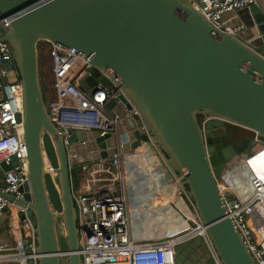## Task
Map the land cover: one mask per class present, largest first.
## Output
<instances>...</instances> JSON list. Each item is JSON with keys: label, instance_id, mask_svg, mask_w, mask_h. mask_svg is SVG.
<instances>
[{"label": "water", "instance_id": "water-1", "mask_svg": "<svg viewBox=\"0 0 264 264\" xmlns=\"http://www.w3.org/2000/svg\"><path fill=\"white\" fill-rule=\"evenodd\" d=\"M243 8L255 25L253 43L215 26L191 0H0V41L12 57L11 66L0 63V98L11 96L7 71L14 69L28 169L19 196L0 188L14 203L0 212V255L18 252L10 223L28 219L37 258L26 264H82L77 169L108 160L118 145L128 153L147 139L167 176L185 189L187 209L205 226L220 263L257 264L217 185L225 161L241 147L223 136L215 153L220 138H213L226 120L264 141V0ZM40 42L74 48L88 60L91 74L81 90L98 83L119 88L121 102L106 104L119 118L118 133L60 132L40 83ZM10 161L18 165L15 156Z\"/></svg>", "mask_w": 264, "mask_h": 264}, {"label": "built area", "instance_id": "built-area-1", "mask_svg": "<svg viewBox=\"0 0 264 264\" xmlns=\"http://www.w3.org/2000/svg\"><path fill=\"white\" fill-rule=\"evenodd\" d=\"M257 1L191 0L193 6L215 26L235 35L244 26L227 25L223 19L224 15ZM48 55L51 60L53 94L46 101V106L60 132L65 137L76 130H91L101 136L118 133L119 118L106 104L111 100H115L116 104L121 102L118 98L119 88L114 84L98 83L89 91H83L80 89V81L91 74L88 60L74 48L59 44H48ZM0 63L12 65L11 54L1 41ZM8 89L11 96L3 100L0 98V188L19 196L18 188L27 179L28 172L22 127L16 120V113L22 112L20 79L15 76L14 80L9 82ZM221 121L224 125H232L256 140L254 145H241L240 141H234L246 154L236 163L234 159L237 157H234V154L225 161L224 168L217 178V185L226 207V215L232 219L256 263L264 264V175L257 174V171L264 168V141L258 139L253 130L226 120ZM120 147L118 145L117 153L109 158L117 165L118 184H101L102 179L98 174L103 169L99 162L104 160L94 164L97 171L93 175L84 173L85 169L91 168L90 165L83 164L77 169L80 172L83 170L81 173L84 174L82 176L86 185L74 195L79 229L77 252L82 256V264H175L177 253L188 250L193 243L199 246L200 250L196 252L198 258L207 255L212 258L213 263L221 264L205 226L195 212H183L174 229L166 231L161 237L147 239L133 234L128 214L127 192L120 184L121 159L126 154ZM12 156L17 158V166L11 165ZM260 156H263L262 162ZM79 179L78 185L83 184ZM92 184H96V187ZM113 185L114 187H111ZM226 194L230 196L227 197ZM4 206L12 207L14 203L0 196V212ZM11 223L9 233L18 252L1 254L0 264H26L28 259L35 262L37 254L34 251L33 226L28 219L17 221L14 225ZM18 230V237L14 238V231ZM24 241H27V245ZM25 247L30 248L31 252H25ZM201 247L207 248L204 255Z\"/></svg>", "mask_w": 264, "mask_h": 264}, {"label": "rangeland", "instance_id": "rangeland-1", "mask_svg": "<svg viewBox=\"0 0 264 264\" xmlns=\"http://www.w3.org/2000/svg\"><path fill=\"white\" fill-rule=\"evenodd\" d=\"M38 46H39V72L41 71L40 83L41 85H43V89L45 88L47 90L45 92L44 89L45 99L47 101L49 98H51L49 97L50 94L53 93V88H52L53 79L50 73L51 60L48 55V44L46 42H40ZM7 76L9 81H13L15 78L14 71L8 70ZM137 165H141L142 170L137 169L138 167ZM129 167L131 169H129ZM146 169L147 168L144 163L132 164L129 162H124L120 166V176H121L120 184L127 192L128 200L133 210L132 222L137 227V229L142 230V232H145L148 229H156L157 226L156 224L158 223L159 231L161 233H165L166 231L173 229V206L172 208H169L167 207L166 204L164 205V208L161 207L165 203L164 200H161L163 201L161 202V205L154 204L153 201L154 199H152V196H156L160 191L161 195L164 196L166 195L164 197L165 200L166 198H172L170 194L168 195L169 185L165 184L164 182H161V179H159L157 176L156 178L158 180H156L157 181L156 182L149 175V171ZM133 171L134 174H132ZM139 172H143V175L142 177L137 179L136 175L138 176ZM80 173L81 172L78 171V175H79L78 179L80 178ZM81 183L84 184V181ZM84 186L86 185L84 184ZM111 187H114V185ZM155 192H157L156 195H153ZM159 196L160 195L158 194L157 198H159ZM159 201L160 199H158V202ZM168 201H170V199H168Z\"/></svg>", "mask_w": 264, "mask_h": 264}, {"label": "crops", "instance_id": "crops-1", "mask_svg": "<svg viewBox=\"0 0 264 264\" xmlns=\"http://www.w3.org/2000/svg\"><path fill=\"white\" fill-rule=\"evenodd\" d=\"M261 0H258L257 3L259 2L260 3ZM248 12L244 9V8H239L233 12H228L224 15L223 19L225 21V23L227 25H243L244 27L239 30L237 32V36H239L241 39L247 41V42H251L253 43V39L255 38L257 32H256V29H255V25L253 26V24L251 23H248L249 21V15H247ZM40 80H41V71H40ZM43 76V74H42ZM43 78V77H42ZM52 94H50L49 97H52ZM144 142L142 141L139 145L138 148L126 153L124 155V158H122L121 160V163L123 164L124 162H129V163H132V164H142L144 163L146 165V170L149 171V175L156 181L158 180L156 178V176L161 179V177H159L158 175V168L157 166H154L156 164H158V162L160 161V158L157 156L156 152L154 149H152L151 152H149L148 155H153V156H148L147 155V150L145 151L144 149ZM159 159V161H158ZM158 161V162H157ZM107 165H104L103 162H99V166L102 167L103 170H100L99 174L101 176V181H103L104 179H110L114 176L115 174V167L111 164V160L109 159L107 162H106ZM161 164V162H160ZM137 169L139 170H142L141 168V165H137ZM155 168V169H154ZM129 169H131L129 167ZM78 171H76L77 173V182L75 183L74 182V188H73V193L74 195L77 193L78 189L79 191H81V189L84 187L83 184H80L78 185ZM97 171L94 166L89 168V169H85L84 173H88L90 175H93L94 172ZM131 171V170H130ZM135 171V170H134ZM134 171L132 172V174H134ZM154 171V172H153ZM156 171V172H155ZM81 172L83 173V170H81ZM80 173V181L83 182L84 181V177L82 174ZM97 173V172H96ZM155 173V174H154ZM141 175H143V172H139L138 176L136 175V178H140ZM172 177V176H171ZM170 177V178H171ZM172 179V178H171ZM173 183L171 184H167L169 185V191H168V195L170 194L172 196V198H166L165 200V196L164 195H161L160 194V191L158 192V194L160 195L159 198H157V195L155 192L153 195H156V196H152V199H154V204H158V205H161V200H164L165 203L161 206L164 208V205L167 204V207L169 208H172L173 206V229L175 227V225L177 224L179 218L182 216L183 212H187V204H186V198H187V195H186V191L185 189L180 185V183L177 181V179L174 177L173 175ZM157 182V181H156ZM162 182V180H161ZM2 183V178H1V175H0V184ZM96 184H92V186L94 187ZM151 197V196H150ZM155 197V198H154ZM158 199H160V201L158 202ZM168 199H170V201H168ZM173 201V202H172ZM173 203V205H172ZM128 214L130 216V223H131V229H132V232L133 234L137 235V236H142V237H145L147 239H153V238H158V237H161V235L163 233H161L159 231V228H158V223L156 224V229H148L146 230L145 232H142V230L140 229H137V227L133 224L132 222V214H133V210L130 206V203H129V207H128ZM155 219V218H154ZM155 221V220H154ZM17 221L16 220H12V223L11 224H15ZM158 222V221H156ZM12 225V226H13ZM1 232V230H0ZM19 233V230L18 231H14V238L18 237V234ZM153 233V234H152Z\"/></svg>", "mask_w": 264, "mask_h": 264}, {"label": "bare ground", "instance_id": "bare-ground-1", "mask_svg": "<svg viewBox=\"0 0 264 264\" xmlns=\"http://www.w3.org/2000/svg\"><path fill=\"white\" fill-rule=\"evenodd\" d=\"M143 142L145 144L144 145L145 151L148 149L146 151L147 155H148L149 152L152 151L153 147L150 145V142L147 139H143ZM256 146H259V145H256ZM151 154H153V153H151ZM151 154L148 155V156H153ZM244 154H246V151H243V150L241 152L240 151L237 152V154H234L233 156L237 157L236 159H234L235 163L238 162L243 157ZM259 158H260V161L262 162L263 161V156H260ZM108 160H104L102 162L106 163ZM158 161H159V159H158ZM111 164L116 169L115 170V174H114V176L112 178L101 181V184L103 186H107V185L112 184V183H115V184L119 183V171H118L117 165L114 163V161H111ZM154 166H157L158 171H159L158 174H159V176H162L161 177L162 182H164L165 184L173 183V180L169 176H167L168 172L162 166V164H160V161L158 162V164H156ZM257 174L263 176L264 175V168L262 170L257 171ZM94 187H96V185ZM201 248H202L203 255H204L207 252V248H205V247H201ZM179 250H181V248H179ZM199 250H200L199 246L197 244L193 243V246L189 247L188 250H186L184 252H183V250L180 251V254H179L180 258L177 256V259H176L177 261L175 262V264H215V263H213L212 258L210 259L207 255H206V257L198 258L197 255H196V252L199 251Z\"/></svg>", "mask_w": 264, "mask_h": 264}, {"label": "flooded vegetation", "instance_id": "flooded-vegetation-1", "mask_svg": "<svg viewBox=\"0 0 264 264\" xmlns=\"http://www.w3.org/2000/svg\"><path fill=\"white\" fill-rule=\"evenodd\" d=\"M247 135L248 134H245L240 129H237L236 127H234L232 125L225 124L224 125V130H218L215 133V135L213 136L214 140H215L216 137L220 138L219 141H217V142L214 141V146H215L214 152L218 151L217 148H216L217 146H219L220 144L222 145L221 137H223V136L225 137L227 145L233 144L234 141H237V142L240 141V144L243 145L244 143L245 144L247 143V142L243 141L244 138H248L249 137ZM73 188H74V184H73Z\"/></svg>", "mask_w": 264, "mask_h": 264}, {"label": "trees", "instance_id": "trees-1", "mask_svg": "<svg viewBox=\"0 0 264 264\" xmlns=\"http://www.w3.org/2000/svg\"><path fill=\"white\" fill-rule=\"evenodd\" d=\"M42 86V89H43V85H41ZM45 89V88H44ZM44 89H43V92H44ZM47 90L45 89V92H46ZM44 95H45V93H44ZM104 165H107L106 163H104ZM104 180H107V179H104Z\"/></svg>", "mask_w": 264, "mask_h": 264}]
</instances>
